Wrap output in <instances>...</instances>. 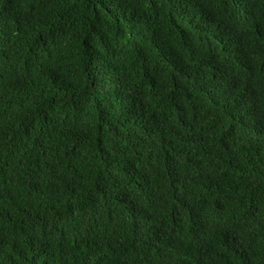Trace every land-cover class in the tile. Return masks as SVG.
Here are the masks:
<instances>
[{"label": "trees", "instance_id": "16d2710c", "mask_svg": "<svg viewBox=\"0 0 264 264\" xmlns=\"http://www.w3.org/2000/svg\"><path fill=\"white\" fill-rule=\"evenodd\" d=\"M0 264H264V0H0Z\"/></svg>", "mask_w": 264, "mask_h": 264}]
</instances>
